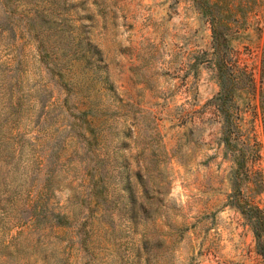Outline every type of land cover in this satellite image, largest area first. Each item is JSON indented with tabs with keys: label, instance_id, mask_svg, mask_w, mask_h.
Returning a JSON list of instances; mask_svg holds the SVG:
<instances>
[{
	"label": "rangeland",
	"instance_id": "374dc122",
	"mask_svg": "<svg viewBox=\"0 0 264 264\" xmlns=\"http://www.w3.org/2000/svg\"><path fill=\"white\" fill-rule=\"evenodd\" d=\"M246 21L259 85L264 0ZM210 42L192 0H0V264H264L226 203Z\"/></svg>",
	"mask_w": 264,
	"mask_h": 264
},
{
	"label": "trees",
	"instance_id": "16d2710c",
	"mask_svg": "<svg viewBox=\"0 0 264 264\" xmlns=\"http://www.w3.org/2000/svg\"><path fill=\"white\" fill-rule=\"evenodd\" d=\"M211 30L210 50L202 51L195 61H207L216 74L218 89L209 99L221 121L219 141L223 155L232 164L228 175L231 191L226 203L234 206L250 225L256 251L264 262V205L254 198L264 190V170L251 167L260 158V142L241 125V112L248 108L260 110L264 138V40L260 57V83L251 70L240 62L234 40L247 26L246 15L257 0H192ZM204 55H206L204 57ZM256 103L254 104V100ZM256 105V106H255Z\"/></svg>",
	"mask_w": 264,
	"mask_h": 264
}]
</instances>
